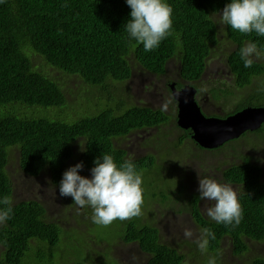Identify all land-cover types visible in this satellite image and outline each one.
Returning <instances> with one entry per match:
<instances>
[{
    "label": "trees",
    "instance_id": "obj_1",
    "mask_svg": "<svg viewBox=\"0 0 264 264\" xmlns=\"http://www.w3.org/2000/svg\"><path fill=\"white\" fill-rule=\"evenodd\" d=\"M227 2L168 0L173 8L171 32L158 48L145 51L124 29L131 11L125 0H0V199L9 197L13 209L11 218L0 224V264L96 263L84 258V250L90 246L81 238L78 244L64 241L68 234L46 221V209L39 201H13L6 166L10 151L15 149L25 175L37 177L48 171L51 183L59 186L75 147L80 148L76 162L82 161L83 169L90 173L94 159L103 154L112 155L117 164L128 161L113 140L132 130L165 125L154 136L160 145L168 143L171 132L166 128L176 129V120L162 108L129 104L115 93V87L131 80L132 65L161 76L167 62L175 59L177 68L169 71L180 74L183 85L192 86L202 76L208 58L228 47L225 60L234 82L245 89L243 100L264 99V56L254 58L250 68H245L240 58V49L249 41L264 48V36L243 34L224 25L220 28H226V34L222 32L215 15L219 17ZM72 78L79 80L84 94L78 103L80 108L86 106L81 117L56 109L67 111L61 87ZM168 93H172L169 83L167 97ZM38 109L42 116L28 114ZM49 111L59 112V119L49 117ZM153 157L147 154L132 161L146 176L142 179V208L152 203L180 204L200 229L207 227L215 233L208 251L202 253L196 241L174 246L161 243L158 229L143 223L140 216L101 225L114 235L96 241L98 245L107 239L118 240L115 234L123 230L120 240L136 244L146 254V264H208L210 259L225 264L219 247L223 236L229 237L239 258L251 253L248 240L264 242V181L258 165L215 162L214 169L221 172L224 183L243 187L238 196L243 218L239 225L226 226L200 213L199 193L189 190L176 166L145 161ZM99 260L105 261V256ZM244 263L264 264V255H253Z\"/></svg>",
    "mask_w": 264,
    "mask_h": 264
},
{
    "label": "rangeland",
    "instance_id": "obj_2",
    "mask_svg": "<svg viewBox=\"0 0 264 264\" xmlns=\"http://www.w3.org/2000/svg\"><path fill=\"white\" fill-rule=\"evenodd\" d=\"M215 18L219 21L218 16L215 15ZM220 27L221 24H219V28ZM212 58L213 59L209 62L208 66L213 69L208 71V74L204 79L205 81L208 80V83L224 79L220 76V73L216 68L220 66V61H225L226 59L225 49L222 47L217 50V55ZM176 62L175 59L172 60L169 63L168 68L176 69ZM39 63V60L35 58L34 64L38 65ZM132 71L134 72V75L131 80L126 81L122 86L118 85L115 87V93L118 96H121L122 99L127 100L129 104L162 108L167 114H173L172 109H168L162 104H168L171 102V94L168 93V97L166 96V83H171L175 72L170 70L169 75L165 77L153 78L146 72H143L138 65H132ZM65 82L66 84L62 85L61 88L68 109L65 113L64 109H56L64 115L69 114L74 117H81L84 115L86 108V106L82 108L78 107V103L84 96L81 83L79 80H76V78L66 79ZM252 104L256 106H264V99H259L257 101L255 98L253 99ZM40 109L42 111L51 110L50 108ZM40 109L35 112H28V114L42 116L43 113L39 111ZM230 109L231 106L226 108L228 112ZM48 115L53 119H59L60 116L59 112L55 113L54 111H49ZM166 130L171 132L168 140L172 142L175 141L176 136L173 127L172 130L169 128H166ZM137 135L138 137L143 138V134L138 133ZM133 143L134 141H131V139H129L127 143H125L124 139L118 140V146L121 148L125 147V145H131L130 149L133 155L141 154L143 150H137L136 146L132 145ZM229 145L233 146L235 143H230ZM225 148H227L226 154H229L231 149L228 146H225ZM74 155L73 159L68 162L69 167L77 163L76 161L79 158V153L76 151ZM261 155H264V153ZM182 159H184L185 162H173V164L178 167L179 171L177 174L180 179L187 184L190 191L199 193V178L203 179L208 177L221 181L220 176H218V173L214 169L215 162H218L215 157L209 158L205 156L203 160ZM229 159H232V157ZM260 159L261 162L264 161V157H261ZM198 162H205V166L200 168ZM6 172L13 185V201L19 202L23 200H33L39 201L43 204L46 209V221L57 224L68 234L64 241L70 242V244H78L76 242L81 238L84 245L90 246L88 249L85 248L84 258H87V256L90 257L92 260L96 261L95 264H146L147 256L139 250L136 244H125L120 240L123 236V230H119L118 233L115 234V236L119 238L118 240L112 242L111 239L110 241L107 239L106 242L109 244L103 242L98 245L96 241L100 239L103 240L104 237L108 238L114 234L107 227L93 224L91 218L92 209L90 207L78 208L72 201L71 197H61L59 195V186L51 183V177L48 171H42L37 177L25 175L20 169L19 151L15 149L10 151ZM139 173L141 174L142 179L146 178V176L142 174V171ZM79 174L85 177H89L90 175V173L84 169H82ZM213 203L214 201L200 199L198 202V208L200 209L201 214L208 217L206 210L211 207ZM184 212L185 211L182 210L181 205L178 203L173 202V205L162 203V206L152 203L149 207L144 206L142 208V214L140 217L144 220V223H149L158 229L161 243L171 246L178 244L183 245L185 242H195L200 236V228L195 224L193 219L189 217L187 213L184 214ZM185 230H191L193 233L192 237H185ZM247 243L252 249L251 253L239 258L230 249V244H232L231 240H221L219 247L222 261L225 264H245L244 262L250 259L253 255H264V242L258 243L248 240ZM60 245L62 246V244ZM184 250V253L188 251H186L185 247ZM46 255H48V253H46ZM103 255L105 256V261H100L99 259L103 257ZM197 260L198 262H201L200 258ZM33 261L35 262V260ZM30 264L34 263L31 262Z\"/></svg>",
    "mask_w": 264,
    "mask_h": 264
},
{
    "label": "clouds",
    "instance_id": "obj_3",
    "mask_svg": "<svg viewBox=\"0 0 264 264\" xmlns=\"http://www.w3.org/2000/svg\"><path fill=\"white\" fill-rule=\"evenodd\" d=\"M125 3L131 9L130 19L124 25L128 37L142 44L145 51L158 48L170 34L173 25V8L168 0H125ZM219 23L243 34L255 32L258 36H264V0H228L219 14ZM221 31L226 34V28H222ZM261 56H264V48L258 47L255 41L247 42L240 49V58L245 68H250L254 63V58ZM173 84H170V88ZM189 87L194 88V86L184 85L182 89ZM171 90L175 97L174 87ZM174 103L177 124L176 99ZM197 107L200 109L199 105ZM202 115L204 114L202 113ZM204 117L208 120L210 118L205 115ZM211 118L225 119L221 116ZM236 142L237 140L231 143ZM227 146L232 147L231 145ZM81 150L84 149L81 148ZM224 150L227 148L224 147ZM93 165L90 169V178L79 174L84 167L82 161L67 168L59 181V195L71 197L78 208L90 207L92 221L98 225L107 226L117 219L124 221L140 216L144 203L143 180L135 164L130 160L117 164L112 155L103 154L94 159ZM198 191L200 199L214 201L212 206L206 210V214L211 220L226 226L239 225L243 218V210L238 192L233 185L214 178H199ZM0 205L4 206L0 207V224H3L11 218L13 209L10 198L7 196L0 199ZM184 234L189 238L193 235L191 230H185ZM214 239L215 233L211 229L201 228L200 236L196 240L198 249L202 253H206L210 240ZM225 239H229V237L223 236L221 240ZM230 249L232 252L234 251L232 244H230ZM208 264H215L214 259H210Z\"/></svg>",
    "mask_w": 264,
    "mask_h": 264
},
{
    "label": "flooded vegetation",
    "instance_id": "obj_4",
    "mask_svg": "<svg viewBox=\"0 0 264 264\" xmlns=\"http://www.w3.org/2000/svg\"><path fill=\"white\" fill-rule=\"evenodd\" d=\"M223 46H228V45L223 44ZM223 48L225 49V51L229 49L228 47H223ZM212 59H213L212 57L208 58L202 76L200 77L199 80L194 81L192 83L193 84L192 86H194V88L196 89L195 99L202 113L206 117H210V118L213 116H221V118H226L227 116L232 115L238 111H241L244 108L259 107L252 104L253 100L250 103H248V101L243 100L245 96V89L243 88V86L242 87L238 86L237 82H234L233 80L234 77L229 71V67L227 65L226 60L220 61L221 62L220 66L216 68V70L219 71L220 76H222L224 79H220L219 81L213 83H208L209 82L208 80L206 81L204 80L205 76L208 74V71L213 69V68H209L208 66V62L211 61ZM169 62H171V60H169L167 63L169 64ZM168 64L166 66L165 74L161 76H157V75L155 76L153 73H150L149 71L146 70L144 71V69L142 71L146 72L148 75L152 76L153 78L165 77L170 73L169 68H167ZM133 75L134 72L131 73V78L133 77ZM171 83H174L177 86L176 89L174 88V92H177L178 90H181L184 87L183 85L184 81L181 79L180 74H178L177 72L173 75ZM167 85L168 83L166 84V86ZM172 97L175 100V97L173 95ZM174 100H172L168 104L163 103L162 105L166 106L168 109H172L173 114H169L170 119L176 120L175 118L176 106ZM228 106H231L229 112L226 110ZM165 127H166L165 125H162L158 127L140 128V129L132 130L123 138H119V139H124L125 143H127L129 139H131V141H134L132 145H135L137 150H143L141 154L133 155L130 149L131 145L130 146L125 145V147L122 148V150L125 152V158L130 161L140 160L147 154H151L154 157L151 159H146L145 161L163 162L164 167L170 166V164H173V162H185V160L182 158H187L188 160H192V159L203 160L205 156L209 158L215 157L216 161L218 162H251L260 167L261 169L260 179L264 181V161L261 162L260 159L261 157H264V155H261L262 153H264V123L257 130L246 131L242 135H240L239 138L230 140L226 143V145L223 146L221 145L214 149L201 147L198 143H196L192 139L193 133L190 129H181L178 126L176 129L174 128V132L176 136L175 141L173 142L168 141V143H166L165 145H160L159 139L158 138L155 139L156 136L154 135L159 130L164 129ZM138 133L143 134V138L138 137L137 135ZM119 139L113 140L115 147H120L118 146ZM236 140L237 142L235 143V145L230 147L231 152L229 154H226L227 150H224V147ZM173 144L176 146L171 148ZM76 151L80 153V148L76 147L74 149V152ZM155 155L157 157H155ZM163 155H165L164 158ZM198 156L199 158H197ZM230 157H232V159H229ZM220 173H218V176H220V180L221 182H223L222 180L224 179ZM230 184L234 186L239 196V194L243 191V187L237 183H230ZM142 221L144 223L143 219Z\"/></svg>",
    "mask_w": 264,
    "mask_h": 264
},
{
    "label": "water",
    "instance_id": "obj_5",
    "mask_svg": "<svg viewBox=\"0 0 264 264\" xmlns=\"http://www.w3.org/2000/svg\"><path fill=\"white\" fill-rule=\"evenodd\" d=\"M195 93L196 90L190 87L175 92L177 124L183 129H191L192 139L203 148H216L245 131L257 130L264 123V107H247L225 119L208 120L197 107Z\"/></svg>",
    "mask_w": 264,
    "mask_h": 264
}]
</instances>
